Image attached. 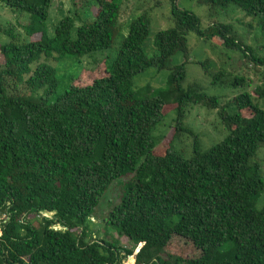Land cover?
<instances>
[{
	"label": "trees",
	"instance_id": "trees-1",
	"mask_svg": "<svg viewBox=\"0 0 264 264\" xmlns=\"http://www.w3.org/2000/svg\"><path fill=\"white\" fill-rule=\"evenodd\" d=\"M122 1L84 0L85 10L75 8L49 35L52 0H0L12 13L27 15L20 33L0 27L7 37L0 46V264H123L126 258L133 264H264V206L255 208L264 181L254 159L264 146V109L252 101L264 99V84L223 107L218 98L183 85L189 34L202 42L215 38L258 66L264 59L230 25L202 30L178 0L140 5L124 34ZM162 1L169 7L168 28L155 34L154 52L147 56L151 11ZM195 1L210 11L264 15V0ZM118 37L112 57L105 52ZM97 54L111 59L109 65L104 60L105 73L84 86L73 77L54 97L59 81L53 65L67 57L97 64ZM177 54L183 63L172 66ZM200 65L212 85L222 82L223 73L209 71L208 60ZM149 69L168 72L165 86L152 95L133 83ZM169 105L175 106L174 133L167 150L156 155L153 132ZM196 105L220 108L227 132L205 152L183 126ZM185 132L193 136L188 158L173 145ZM119 186L118 202L100 219V238L93 218L100 217L104 195ZM110 231L131 247H121Z\"/></svg>",
	"mask_w": 264,
	"mask_h": 264
},
{
	"label": "rangeland",
	"instance_id": "rangeland-1",
	"mask_svg": "<svg viewBox=\"0 0 264 264\" xmlns=\"http://www.w3.org/2000/svg\"><path fill=\"white\" fill-rule=\"evenodd\" d=\"M76 6L72 0H52L51 7L49 10V18L46 26L49 35L54 31L58 21L65 15L73 13L75 8H80L78 12L85 10L84 0H76ZM154 2L150 0H123L120 11V24L122 32L125 34L128 23L133 17L139 15L142 11L140 5L144 9L152 7ZM177 5L180 9L188 10L195 14L200 20L201 29L204 30L212 24L230 25L233 29L234 35L240 40L245 46L249 47L256 58L264 59V30L260 26V22H264V15L260 17H244L239 11L232 9L227 12L210 11L206 6H200L195 0H178ZM153 12V13H152ZM209 12H212L209 16ZM151 27L148 38L144 43V51L147 56H151L154 52L153 40L155 34L162 29L168 28L167 18L169 15V7L167 3L162 1L161 8L151 11ZM27 22L26 14L12 13L9 9L0 4V27L6 29L8 27L14 28L15 32H21V25ZM231 29V30H232ZM122 37H118L113 43L108 55L115 57L116 52L119 48ZM188 62L186 63V76L183 82L185 88L188 86H196L203 93L209 97L218 98V102L221 107L231 102L232 99L243 93H252L253 89L264 84V66L255 65L253 62L241 59L239 53L233 51H226L214 38L213 40L202 42L197 40L193 34L188 35ZM7 41V37L0 33V46ZM228 55L232 58L230 62ZM97 64H93L91 59L87 58H73L67 57L60 60L53 65L57 70V78L59 81V87L54 95L60 96L64 93L68 87L70 80L74 77L73 83L77 86L88 85L93 79L102 76L105 72V63L110 64L111 59L104 56L100 57L97 54L95 57ZM183 56L177 54L172 58V66L180 65L183 63ZM208 60L210 62L211 72L223 73V79L220 84L212 85L211 79L204 74V68L201 67L200 63ZM1 62V56H0ZM207 70V68L205 69ZM94 72V73H93ZM168 76L167 71L157 72L154 69H149L143 74L135 77L133 83L134 88L148 87L147 94L152 95L159 89L165 86L166 79ZM241 77L244 79L243 83H234V78ZM254 97V96H253ZM54 98L49 102L52 103ZM253 103L264 109V99L260 100L257 98L252 99ZM174 105H169L163 108V114L165 117L162 122L156 127L153 135L156 137V155H162L168 148L170 140L172 139L174 128H175V114ZM217 108L211 109L205 106H192L187 112L183 126L189 128L194 135H197V139L200 143L199 151L205 152L213 145L221 142L227 135L225 127L221 124L218 116ZM176 150L181 152L184 157H189L192 152L193 136L184 133L180 136L177 141L173 144ZM260 165L262 171V177L264 181V146H262L254 158ZM132 174L128 177L123 178L121 181L123 185L132 178ZM114 186V185H113ZM121 187H113L110 191L104 195L100 206L98 208L99 219L93 218L94 232H97V236L100 238L104 237V228L100 223V219L104 217L112 205L118 202L120 196ZM264 206V191L260 193L255 202V208L261 210ZM45 217H50V214H45ZM109 234L118 240L119 245L123 248L129 249L131 243L128 242L124 237H118L113 231ZM130 259L126 258L123 264H129Z\"/></svg>",
	"mask_w": 264,
	"mask_h": 264
},
{
	"label": "bare ground",
	"instance_id": "bare-ground-1",
	"mask_svg": "<svg viewBox=\"0 0 264 264\" xmlns=\"http://www.w3.org/2000/svg\"><path fill=\"white\" fill-rule=\"evenodd\" d=\"M131 262V259L129 260ZM130 264V263H129Z\"/></svg>",
	"mask_w": 264,
	"mask_h": 264
},
{
	"label": "built area",
	"instance_id": "built-area-1",
	"mask_svg": "<svg viewBox=\"0 0 264 264\" xmlns=\"http://www.w3.org/2000/svg\"><path fill=\"white\" fill-rule=\"evenodd\" d=\"M43 216H45V214H43ZM4 218V217H3Z\"/></svg>",
	"mask_w": 264,
	"mask_h": 264
}]
</instances>
